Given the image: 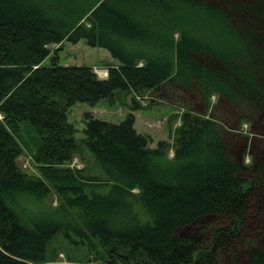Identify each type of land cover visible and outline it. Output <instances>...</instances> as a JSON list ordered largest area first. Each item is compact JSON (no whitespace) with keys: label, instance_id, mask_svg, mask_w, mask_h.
<instances>
[{"label":"trees","instance_id":"trees-1","mask_svg":"<svg viewBox=\"0 0 264 264\" xmlns=\"http://www.w3.org/2000/svg\"><path fill=\"white\" fill-rule=\"evenodd\" d=\"M79 41L116 62L106 79L47 49ZM116 92L183 97L171 146L149 148L131 114L116 124L84 114L76 140L68 107ZM263 101L262 0H0V264H52L57 236L96 244L100 264H264V138L252 139L244 165L246 140L222 124L246 119L263 137ZM26 131L43 182L16 165ZM84 153L99 176L61 167ZM47 186L67 199L26 213Z\"/></svg>","mask_w":264,"mask_h":264},{"label":"rangeland","instance_id":"rangeland-1","mask_svg":"<svg viewBox=\"0 0 264 264\" xmlns=\"http://www.w3.org/2000/svg\"><path fill=\"white\" fill-rule=\"evenodd\" d=\"M264 2V0H262ZM85 24V23H84ZM86 27L88 26L85 24ZM103 25V23H102ZM236 29H240L236 26ZM241 31V30H240ZM247 34L243 33L244 42L243 46L248 51L246 54H250V46L253 42L251 37H247ZM174 39L177 38V34H174ZM251 42V43H250ZM250 43V44H249ZM47 49L51 56H56L58 64L61 66H87L92 70V73L98 79H106L107 67L115 66L114 62L108 55V53L99 48H89L82 41L76 44H69L63 42L59 45H49ZM247 55L245 57H247ZM249 60H247L248 62ZM50 64V58L45 59L42 62V67H47ZM99 72H104L101 76ZM128 96L122 95L116 92L112 101L101 100L93 106L86 104L75 103L68 107L66 110L67 122L72 125L74 129V138L80 140L82 138L83 130V116L84 114L90 115L94 119L102 120L112 124H116L122 121L127 115L131 114L134 119L133 129L136 133L144 135L148 138L149 148L155 147L159 141H165L171 146L172 137L175 129L180 125V116L183 110H187L186 101L183 97L177 96V98L168 97L170 101L162 100L158 95L133 96L138 103L139 108L136 111H130L128 109ZM154 100L155 104L148 105L149 100ZM263 98L258 97L256 103H260ZM209 105L212 107L209 111L215 109L218 103L217 98L211 95L208 99ZM264 102V101H263ZM256 103L254 105H256ZM253 104V103H252ZM242 106H248L247 102H242ZM264 106V104H263ZM199 107V106H198ZM240 107V105H239ZM240 110V108H239ZM244 110L241 108V111ZM196 113H201L199 108L195 109ZM261 112V111H260ZM243 113V112H242ZM243 114H247L243 113ZM241 115V117L244 115ZM216 116V115H215ZM223 128L228 133L240 135L246 140L244 155L241 156L244 165L250 163L249 144L253 140L257 141L264 136H260L257 132H254L249 125L248 121H241L239 125L228 123L226 119H222ZM37 138L30 134L28 131L23 132L19 136L17 143L19 144L20 154L16 159V165L23 173L30 177H34L43 182L40 174L39 167L41 164L35 159L36 146L38 144ZM83 159L78 155L72 157L70 162L64 163L61 167L68 168L70 170H78L83 172L84 175L99 176L94 167L89 163H86L87 155L84 153ZM173 157V151L169 148L166 152V159L171 160ZM86 158V159H85ZM48 194L44 198L41 204L39 202L28 201L24 210L32 213V210L42 208V210L52 211L56 209L67 197H60L49 186ZM136 193V191H134ZM31 209V211H30ZM183 235V232L181 233ZM262 245L264 246V234L261 237ZM94 251H100V248L96 245H92ZM92 249L87 248L86 245H72L67 243L61 236H57L52 239L49 247V254L54 256L52 264H84L87 259H93ZM95 255V254H94ZM68 259H73L75 262H69ZM50 264V263H49ZM91 264H100L92 260Z\"/></svg>","mask_w":264,"mask_h":264},{"label":"water","instance_id":"water-1","mask_svg":"<svg viewBox=\"0 0 264 264\" xmlns=\"http://www.w3.org/2000/svg\"><path fill=\"white\" fill-rule=\"evenodd\" d=\"M98 80L102 81L104 79H98ZM127 100H128L127 106L130 111H136L139 108L138 103L136 102L133 96H128Z\"/></svg>","mask_w":264,"mask_h":264}]
</instances>
